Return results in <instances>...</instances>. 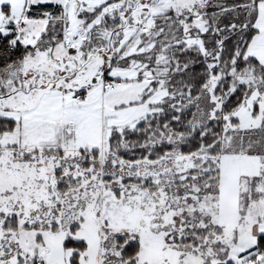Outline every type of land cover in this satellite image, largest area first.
<instances>
[{"label":"snow or ice","instance_id":"1","mask_svg":"<svg viewBox=\"0 0 264 264\" xmlns=\"http://www.w3.org/2000/svg\"><path fill=\"white\" fill-rule=\"evenodd\" d=\"M0 264H264V0H0Z\"/></svg>","mask_w":264,"mask_h":264}]
</instances>
